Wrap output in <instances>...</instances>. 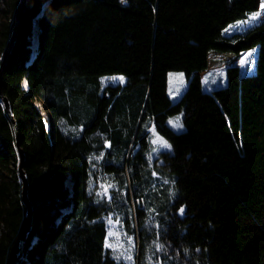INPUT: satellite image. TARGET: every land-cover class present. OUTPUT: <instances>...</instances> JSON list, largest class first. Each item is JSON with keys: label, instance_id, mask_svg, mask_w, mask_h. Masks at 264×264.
<instances>
[{"label": "trees", "instance_id": "1", "mask_svg": "<svg viewBox=\"0 0 264 264\" xmlns=\"http://www.w3.org/2000/svg\"><path fill=\"white\" fill-rule=\"evenodd\" d=\"M18 2L0 0V63ZM259 4L27 0L2 75L33 210L22 264H129L105 247L113 212L137 236L134 264H264V18L222 33ZM254 47V74L225 68L222 103L202 93L210 51ZM173 71L186 82L176 102ZM108 75L126 82L102 87ZM151 129L170 150L150 156ZM96 162L109 198L89 191ZM17 165L0 103V264H14L25 221Z\"/></svg>", "mask_w": 264, "mask_h": 264}, {"label": "rangeland", "instance_id": "2", "mask_svg": "<svg viewBox=\"0 0 264 264\" xmlns=\"http://www.w3.org/2000/svg\"><path fill=\"white\" fill-rule=\"evenodd\" d=\"M261 3V0H260ZM255 12H260V15L253 20L252 14ZM264 18V10L260 9V4L258 9L252 13H249L244 19L236 21L228 25L222 33L226 36H230L234 33H244L246 30L258 25ZM36 28V27H35ZM37 40L34 37L32 50H35ZM215 53H209L207 69L201 72L203 89L202 93L206 95L209 99L222 103L220 101L221 88L225 83V68L229 66H238L240 73L242 75H251L255 72V62L257 47L247 50L238 55L233 53H223L214 51ZM123 77V79H121ZM126 79L122 75H108L100 78L101 86L106 85H117L125 84ZM185 76L182 72H169L168 73V96L172 102H176L181 96L185 88ZM218 89V90H217ZM180 115L170 117L168 119V125L175 131L180 132L181 128H175L173 125L177 122L176 118ZM172 121V123H169ZM181 124V123H180ZM150 156L153 157L157 155L162 150H170V147H164V138L160 137L153 129L150 131ZM168 145L169 142H167ZM101 157H97L96 161H100ZM94 164L93 170L95 171V176H92L89 184V191L95 195L98 199L109 198L110 190L116 189L115 181L110 177V175L102 173L101 170H97L98 166ZM70 184V182H68ZM106 223L107 235L106 242L111 245V247H106L113 258L116 261H123L125 263L134 264L136 262L137 256V236L131 234L125 230L123 220L120 213L113 212L109 215L103 216L101 218Z\"/></svg>", "mask_w": 264, "mask_h": 264}, {"label": "water", "instance_id": "3", "mask_svg": "<svg viewBox=\"0 0 264 264\" xmlns=\"http://www.w3.org/2000/svg\"><path fill=\"white\" fill-rule=\"evenodd\" d=\"M26 3H27V0H19L18 2V7L15 12L13 25L11 28V37H10L8 46L5 50V53L2 56L1 63H0V103L2 104V107L11 122L12 129L14 131L15 147H16V152L18 156L17 173H18V178L21 183V200H22V204L25 207V221H24V225H23V228L20 234L19 248H18L17 257L15 259L14 264H22L27 235L30 232L31 227H32L33 210L30 204V200L28 198V181H27L26 172L24 170L25 154L21 147V142H20V138L18 135L17 123L12 115L10 102L8 98L2 92V75H3L4 66L6 64L7 58L17 38L18 27L21 22V17L24 13Z\"/></svg>", "mask_w": 264, "mask_h": 264}, {"label": "snow or ice", "instance_id": "4", "mask_svg": "<svg viewBox=\"0 0 264 264\" xmlns=\"http://www.w3.org/2000/svg\"><path fill=\"white\" fill-rule=\"evenodd\" d=\"M121 2L124 3L125 0H121ZM260 9L264 10V0H261ZM259 15H260V12L253 13L252 14V19L255 20ZM121 79H123V77H121ZM176 121L177 122L173 126L175 128H181L182 125L178 122L179 121V117L176 118ZM169 123H172V121H169ZM164 147H166V148L170 147V145H168L167 141H164ZM105 247H111V245L106 242Z\"/></svg>", "mask_w": 264, "mask_h": 264}, {"label": "crops", "instance_id": "5", "mask_svg": "<svg viewBox=\"0 0 264 264\" xmlns=\"http://www.w3.org/2000/svg\"><path fill=\"white\" fill-rule=\"evenodd\" d=\"M209 53H215V52H214V51H210ZM209 53H208V55H210ZM200 74H201V73H200Z\"/></svg>", "mask_w": 264, "mask_h": 264}]
</instances>
